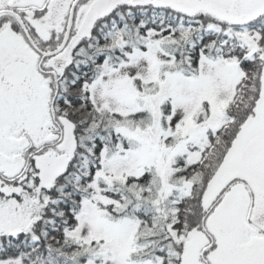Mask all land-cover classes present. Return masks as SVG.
<instances>
[{
  "label": "snow or ice",
  "instance_id": "obj_1",
  "mask_svg": "<svg viewBox=\"0 0 264 264\" xmlns=\"http://www.w3.org/2000/svg\"><path fill=\"white\" fill-rule=\"evenodd\" d=\"M0 264H264V0H0Z\"/></svg>",
  "mask_w": 264,
  "mask_h": 264
}]
</instances>
